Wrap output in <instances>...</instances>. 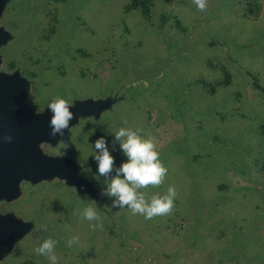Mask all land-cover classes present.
Segmentation results:
<instances>
[{"label": "rangeland", "instance_id": "374dc122", "mask_svg": "<svg viewBox=\"0 0 264 264\" xmlns=\"http://www.w3.org/2000/svg\"><path fill=\"white\" fill-rule=\"evenodd\" d=\"M130 4L0 0L11 115L49 118L57 96L74 107L106 102L71 120L63 138L17 147L66 177L20 174L0 188V217L28 224L0 264H49L34 251L48 237L57 264H264V0H207L203 11L194 0H146V12ZM121 126L156 138L168 172L143 190L175 186L169 213L145 219L99 195L91 143L105 135L118 166ZM90 204L102 227L84 219Z\"/></svg>", "mask_w": 264, "mask_h": 264}, {"label": "clouds", "instance_id": "9594fccd", "mask_svg": "<svg viewBox=\"0 0 264 264\" xmlns=\"http://www.w3.org/2000/svg\"><path fill=\"white\" fill-rule=\"evenodd\" d=\"M194 3L201 11L207 7V0H194ZM73 109V100L62 96H57L48 103L50 136H65V129L70 128V121L75 116ZM112 136L118 142L124 157L118 166L115 164L116 158L109 150L105 135H100L91 143L95 151L92 158L97 162L95 175L105 178V186L100 187L99 195L110 199V207H127L133 214H141L145 219L169 213L177 195L175 186L169 185L166 193L151 196H147L143 190L149 185H160L168 172V168L160 159L156 138L145 137L139 130L124 126L115 130ZM6 139L10 141L11 137ZM61 141L63 139L59 140ZM114 168L115 174L111 175ZM83 217L88 221L97 222L90 225L92 228L103 226L99 223L101 214L91 204L83 209ZM76 240L78 237L73 236L67 243L71 246ZM56 244L55 239L48 237L43 239L34 251L45 256L49 264H57Z\"/></svg>", "mask_w": 264, "mask_h": 264}, {"label": "water", "instance_id": "95a60500", "mask_svg": "<svg viewBox=\"0 0 264 264\" xmlns=\"http://www.w3.org/2000/svg\"><path fill=\"white\" fill-rule=\"evenodd\" d=\"M10 85L0 84V188H5L6 190L13 187V178L20 174L36 178L50 173L62 176L63 173L59 163H45L38 156L31 155L24 149L17 148L22 144L35 141L37 137L42 135L49 137V118L40 119L27 112L22 115L19 113L11 115L4 107V103L13 101L10 99ZM16 99L19 100V98ZM99 105H101L100 108L102 106L105 107L106 102H89L86 103V106L76 104L73 109L74 118L81 112L88 113L97 109ZM7 137H11L10 141L6 139ZM62 177L66 176L63 175ZM67 177L70 178V176ZM9 220L12 219L8 216L0 217V253L5 250L6 245H8L7 242L13 233L23 234L28 229V224L20 226Z\"/></svg>", "mask_w": 264, "mask_h": 264}, {"label": "trees", "instance_id": "16d2710c", "mask_svg": "<svg viewBox=\"0 0 264 264\" xmlns=\"http://www.w3.org/2000/svg\"><path fill=\"white\" fill-rule=\"evenodd\" d=\"M140 6L143 12H146V0H131V4L129 5V9H134Z\"/></svg>", "mask_w": 264, "mask_h": 264}]
</instances>
